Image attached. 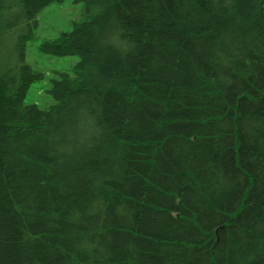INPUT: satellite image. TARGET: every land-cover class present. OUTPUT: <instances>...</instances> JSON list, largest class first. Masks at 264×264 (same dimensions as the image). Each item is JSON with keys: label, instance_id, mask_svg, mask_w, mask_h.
Masks as SVG:
<instances>
[{"label": "trees", "instance_id": "trees-1", "mask_svg": "<svg viewBox=\"0 0 264 264\" xmlns=\"http://www.w3.org/2000/svg\"><path fill=\"white\" fill-rule=\"evenodd\" d=\"M62 1L0 0V264H264V0H80L27 102Z\"/></svg>", "mask_w": 264, "mask_h": 264}, {"label": "rangeland", "instance_id": "rangeland-1", "mask_svg": "<svg viewBox=\"0 0 264 264\" xmlns=\"http://www.w3.org/2000/svg\"><path fill=\"white\" fill-rule=\"evenodd\" d=\"M83 5L84 2L80 0H63L48 5L39 14L33 36L27 42L26 60L35 69L41 70L45 76L30 86L27 102L45 104L49 100L46 90L50 87L52 77L58 72L70 69L78 60L77 55L57 56L43 53L40 45L43 41L59 37L64 31H70L74 22L81 19ZM15 42L16 37L6 38L3 49H12Z\"/></svg>", "mask_w": 264, "mask_h": 264}]
</instances>
